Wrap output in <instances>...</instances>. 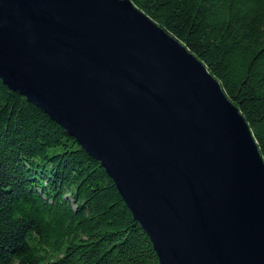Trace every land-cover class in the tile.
<instances>
[{
  "label": "water",
  "instance_id": "1",
  "mask_svg": "<svg viewBox=\"0 0 264 264\" xmlns=\"http://www.w3.org/2000/svg\"><path fill=\"white\" fill-rule=\"evenodd\" d=\"M0 79L101 162L160 264H264L248 121L131 0H0Z\"/></svg>",
  "mask_w": 264,
  "mask_h": 264
},
{
  "label": "trees",
  "instance_id": "2",
  "mask_svg": "<svg viewBox=\"0 0 264 264\" xmlns=\"http://www.w3.org/2000/svg\"><path fill=\"white\" fill-rule=\"evenodd\" d=\"M220 81L264 157V0H131ZM0 264H160L101 162L0 79Z\"/></svg>",
  "mask_w": 264,
  "mask_h": 264
}]
</instances>
